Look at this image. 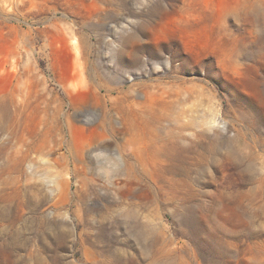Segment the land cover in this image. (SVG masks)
I'll list each match as a JSON object with an SVG mask.
<instances>
[{
  "label": "rangeland",
  "instance_id": "1",
  "mask_svg": "<svg viewBox=\"0 0 264 264\" xmlns=\"http://www.w3.org/2000/svg\"><path fill=\"white\" fill-rule=\"evenodd\" d=\"M72 43L98 91L81 118L125 130L82 160ZM0 89V264H264V0H0Z\"/></svg>",
  "mask_w": 264,
  "mask_h": 264
},
{
  "label": "bare ground",
  "instance_id": "2",
  "mask_svg": "<svg viewBox=\"0 0 264 264\" xmlns=\"http://www.w3.org/2000/svg\"><path fill=\"white\" fill-rule=\"evenodd\" d=\"M65 30L74 36L73 25L67 27ZM72 49L74 52L72 65L68 69L65 82L67 83V92L73 100L76 101V106L75 112L68 115L67 121L71 137V152L77 159L82 160L84 154L90 157L113 151V138H116L120 134H124L125 130L124 126L121 127L122 124L118 123L116 119L111 118L110 121H108L107 115L91 123H87L81 118L80 113L86 108L89 102L93 101L98 91L88 81L87 59L81 47L76 43H72ZM9 65L12 69V80H21L24 74H22L20 70V60L13 58L9 61ZM99 90L106 91L108 95L112 92L108 87H102ZM166 94H168V92L163 90L160 96L164 98ZM4 97L5 92L0 89V102L4 100ZM11 99L14 101L13 97ZM21 103L24 106L25 101L21 100ZM223 128L225 129L226 126L224 125ZM150 133L152 132L150 131ZM168 142H171V140H167V142L163 144L154 143L153 154L158 159L161 155H164L166 158L170 157L172 160L178 158L176 147L179 146L174 145L172 142L168 144ZM119 155L121 158L125 156L121 150ZM132 156L133 157L129 160H125V169L122 173V179H117L114 183L121 191H124L126 188L131 194L137 193L140 188L141 176L139 167L145 165V160L142 156L134 152ZM59 189L62 195H67L69 190L68 182H60ZM136 198L138 199L140 197L136 196ZM128 208H131L133 218L138 217L140 208V203L138 201L128 204Z\"/></svg>",
  "mask_w": 264,
  "mask_h": 264
}]
</instances>
